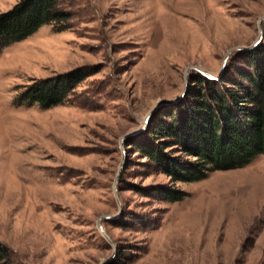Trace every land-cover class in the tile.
Listing matches in <instances>:
<instances>
[{"label":"rangeland","instance_id":"1","mask_svg":"<svg viewBox=\"0 0 264 264\" xmlns=\"http://www.w3.org/2000/svg\"><path fill=\"white\" fill-rule=\"evenodd\" d=\"M62 6L69 28L0 48V240L17 264H264V155L175 182L188 196L168 202L154 188L169 177L127 145L191 75L215 78L264 43V0ZM82 65L77 102L16 103L31 78Z\"/></svg>","mask_w":264,"mask_h":264},{"label":"trees","instance_id":"2","mask_svg":"<svg viewBox=\"0 0 264 264\" xmlns=\"http://www.w3.org/2000/svg\"><path fill=\"white\" fill-rule=\"evenodd\" d=\"M70 17L62 0H18L0 12V48L44 24L63 31L70 27ZM92 73L82 65L31 78L21 86L16 103L42 108L75 103L77 87ZM127 145L169 177L171 184L154 188L168 202L188 196L175 182L199 181L212 171L241 168L264 155V43L236 52L215 78L191 75L182 97L155 109L146 128L128 138ZM0 264H17L15 252L1 240Z\"/></svg>","mask_w":264,"mask_h":264},{"label":"water","instance_id":"3","mask_svg":"<svg viewBox=\"0 0 264 264\" xmlns=\"http://www.w3.org/2000/svg\"><path fill=\"white\" fill-rule=\"evenodd\" d=\"M256 43H257V42H256ZM256 43H255V44H256ZM235 49H237V48H235ZM232 50H233V49H232ZM232 50H230V51L228 52V54H229ZM227 57H228V55H227L226 58L224 59L223 65H224V63L226 62ZM208 77H210V76H208ZM210 78H212V77H210ZM159 105H161V102L157 103V104L153 107V109L151 110V113H153V111H154ZM151 113H150V114H151ZM145 121H146V120H145Z\"/></svg>","mask_w":264,"mask_h":264}]
</instances>
